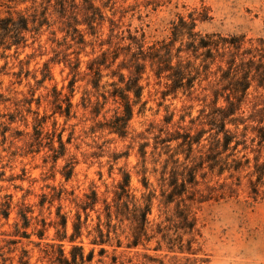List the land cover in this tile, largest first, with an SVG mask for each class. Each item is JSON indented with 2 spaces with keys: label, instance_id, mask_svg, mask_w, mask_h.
Listing matches in <instances>:
<instances>
[{
  "label": "trees",
  "instance_id": "1",
  "mask_svg": "<svg viewBox=\"0 0 264 264\" xmlns=\"http://www.w3.org/2000/svg\"><path fill=\"white\" fill-rule=\"evenodd\" d=\"M117 2L118 0H41L39 3L34 1L24 10L7 5L5 12L0 13V56L6 57L5 52L12 48L17 56L20 49L29 45V37L32 38L31 44H34L44 31V27L51 29L55 24H58V29L64 33V43L58 42V47L67 44L68 38L72 42L67 44V50L74 45L85 47L88 43L87 36L92 37L93 41L89 44L92 45L93 56L86 61L84 71H81L80 51L65 53L54 50L55 55L51 61L63 62L69 67L72 78L67 86L68 93H64L62 89L58 90L56 86L52 87L49 94L52 110L50 116H64L66 120L76 116L72 101L75 83L79 79L85 80V85L90 86L91 91L85 92L82 96L81 106L91 115L93 124L90 126V132L94 134L106 131L109 134L127 137L136 108L137 113L144 112L146 108L147 101L143 99V92L148 85V79L153 76L158 85H164L161 91L162 98L177 97L181 94L188 98L195 97L203 103L200 109L201 120L198 123L201 127L195 132L194 118L190 120L191 126L182 124L185 117L191 115L192 106L189 105L183 108L187 111L180 116L173 131L168 129L174 117V112H170L164 116V126L159 127L158 133L154 135L151 154L157 153L158 157L167 155L160 178L164 202L170 203L178 197L180 204L187 193H190L187 198L193 199L191 194L198 192L195 190L199 182L198 174L206 168L210 172L216 171L219 175L225 171L229 172L230 177L237 174L239 178L242 171L250 169L251 162L252 170L246 175L250 192L255 197L264 193V161H260L264 148V93L259 92L260 89H264V39L246 40L244 34L204 32L197 29L198 22L204 18L194 9L187 16L178 14L176 19L171 21L166 36L147 42L142 27L132 29L131 23H128L123 28V19L127 13H131L132 18L141 4L147 7L151 2L147 0L125 8H119L121 5L116 7ZM156 7L157 4L153 9ZM106 9L110 10V15L106 13ZM140 17L141 15H138V18ZM106 22L108 33L107 37L102 39L100 38L103 34L102 28ZM50 32L55 35L56 30ZM95 44L98 50H95ZM71 54H75V57L70 58ZM48 78H51V75L49 62L46 61L42 69V78L36 80L37 85H41ZM34 96L35 90L30 89V97L21 100L23 105H28L27 114L33 115L32 131L30 133L18 129L12 131L11 124L17 120L28 125L27 118L20 113L21 110L17 113L1 114L3 120H0V145L10 137L23 141L25 154L38 153L41 149L47 148L49 154L45 160L51 159L55 165L59 158L65 157L71 134L63 140L62 131L56 132V122L53 123V130L45 131L44 124L49 117L40 115L38 108L31 109L33 101H36L38 107L40 105V97ZM109 103L113 105L112 108H106ZM246 105H249L248 115H245ZM228 124H232L235 130L231 131L227 127ZM240 125H243V128L238 133ZM150 128L154 126L151 124ZM249 131L255 133L250 140L252 143L256 142L258 146L251 149L257 153L253 161L246 154L239 156L240 151L237 149L240 144H243L244 150L247 149ZM205 133H209L206 138ZM173 142H176V147L171 145ZM13 143L10 141L11 145ZM148 145V142L139 145L143 162L141 181L148 191L142 193L140 199L131 192V174L126 170L121 171L122 178L115 184L110 201L107 197H101L94 187L80 198L73 196V191L68 192L64 188L56 190L52 187L54 193L48 201L50 205L54 199L61 201L68 198L67 195H72L69 200L75 205V212L70 216L72 210L62 212V205L59 204L56 207L55 219L47 223L45 218H42L41 228L36 231L42 240L49 226L55 228L53 239H57L59 243L46 242L43 249L52 263H91L94 248L85 253L81 244L84 231L86 236L90 237L91 244L100 246L98 250L100 256L106 253L103 245H113L114 239L116 246L120 247L122 242L117 231L125 221L129 223L132 237L127 247L136 246L143 239L150 240L148 214L151 212L155 192L150 188L151 184L146 175ZM15 153L16 151L12 152ZM121 155H127V152L121 153L118 157ZM158 161L159 158L155 159L154 163ZM76 163L75 158L70 157L62 166L60 173L66 181L73 176ZM169 165L171 168L167 171ZM156 171L154 168L153 172ZM206 173L201 172V177L204 178ZM6 197L8 199L0 208V215L5 219L9 217L12 204V196ZM46 198V195L42 196L41 207ZM100 203L101 209L97 207ZM29 212H32L31 209L23 203L17 212L22 220L21 227L24 229L30 225ZM91 212L96 213L95 225L90 223ZM187 217L183 216L184 226L191 227L193 224L187 222ZM16 226V234L30 236L25 230L20 232L18 223ZM64 240L72 244L70 256L64 252ZM39 244L40 242L37 243ZM179 249H182V245ZM116 259V256H112V263H115ZM19 263L29 264L26 250H22Z\"/></svg>",
  "mask_w": 264,
  "mask_h": 264
},
{
  "label": "rangeland",
  "instance_id": "2",
  "mask_svg": "<svg viewBox=\"0 0 264 264\" xmlns=\"http://www.w3.org/2000/svg\"><path fill=\"white\" fill-rule=\"evenodd\" d=\"M34 1L39 3L41 0H0V13L5 12L7 5H13L17 10H24ZM146 1L118 0L116 7L121 5L119 8H125L128 5ZM148 1L151 4L147 7L141 4L132 18H130L131 13H127L123 19V28L128 23H131L132 29L142 27L146 33L147 42L166 36L169 33L171 21L176 19L178 14L187 16L194 9L204 18L198 22L197 29L204 32L244 34L246 40L264 39V0ZM155 4L157 7L153 9ZM106 13L110 15V10L106 9ZM138 15L141 17L138 18ZM43 30L34 44H31L32 38L29 37V45L20 49L17 56L14 54V48L5 52L6 57L0 56V115L17 113L21 110L20 113L27 118L28 125L17 120L11 124L12 131L18 129L30 133L33 115L27 114L28 105H23L21 100L24 97H30V89H34V98L40 97V105L38 107L36 101H33L31 109L38 108L40 115L49 117L44 124L45 131L53 130V123L56 122V132L62 131L63 140L71 134V141L67 144L65 157L59 158L55 165L51 159L45 160L49 154L47 148L41 149L38 153L25 154L23 141L10 137L3 145H0V171L3 172L0 176V208L8 199L6 195L12 196L9 217L5 219L3 215H0V264H20L22 250L27 251L29 264H56L52 263L43 251L46 242L59 243L57 239H53L55 228L49 226L42 240L39 239L36 231L41 228L42 218H45L47 223L55 219L56 207L59 204L62 205V212L72 210L70 216L75 212V205L69 200L72 195H67L68 198L61 201L54 199L50 205L48 201L54 193L52 187L56 190L64 188L68 192L73 191V196L78 198L94 187L101 197H107L110 201L115 184L122 178L121 171L126 170L131 174V192L140 199L142 193L148 192L141 181L143 162L139 145L144 142L149 143L146 148L148 152L145 163L146 175L151 184L150 188L155 192L151 212L148 214L150 221L148 235L151 238L149 241L143 239L136 246L127 247L132 237L129 223L125 221L117 231L122 242L121 246L117 247L114 239L113 245H103L106 253L100 256L98 253L100 246L91 244L90 237H87L84 231L81 244L84 246L85 253L94 248L92 262L85 264H264V193L255 197L250 192L246 175L252 170V162L250 169L242 171L239 178L237 174L230 177L229 172L225 171L219 175L216 171L210 172L206 168L198 174L199 182L195 187L198 192L191 194L193 199H188L187 195L190 193H187L180 204L178 197L170 203L164 202L160 178L167 155L158 157L157 153L151 154L154 135L158 133L159 127L164 126V116L170 112H174V117L168 129L173 131L180 116L187 111L183 108L189 105L192 106L191 115H187L182 124L189 127L191 118H194L196 121L193 131L195 132L201 127L198 123L201 120L200 109L203 103L195 97L188 98L181 94L177 97L162 98L161 91L164 85H158L156 79L151 76L143 92V99L147 101L146 108L142 113H137L136 108L130 121L127 137L123 138L106 131L92 134L89 130L93 124L91 115L81 106L82 96L85 92H90L91 87L85 85V80L79 79L75 83L72 97L76 116L68 120L64 116H50L52 110L49 94L52 87L56 86L58 90L62 89L64 93H68L67 86L72 78L69 67L63 62L51 61L55 55L54 50L65 53H71L73 50L80 51L81 71H84L86 61L93 56L92 45L89 44L93 38L87 36L88 43L85 47L74 45L67 50V44L72 41L68 38L67 44L58 47V42L64 43V33L58 29V24L51 29L44 27ZM50 30H56L55 35ZM102 32L100 38L105 39L108 33V22L103 25ZM94 48L98 50L97 44ZM61 57L62 55L59 56ZM74 57L75 54L70 55V58ZM46 61L49 62L51 78L37 85L36 80L42 78V69ZM146 82L145 80L144 83ZM251 90L253 91V88ZM199 91L200 89L197 93ZM259 92L264 93V89H260ZM92 99L94 100V96ZM112 106L109 103L106 108H112ZM248 106H245V115L249 113ZM99 118L102 119L101 116ZM0 120L3 119L0 117ZM151 124L154 126L152 129ZM227 127L231 131L235 130L232 124H228ZM242 128L243 125H240L238 133L242 131ZM254 134L251 131L248 132L246 150L243 149V144L237 148L240 151L239 156L246 154L251 161L257 154L251 149L258 147L256 142L252 143L250 140ZM208 136L209 133H205L204 138ZM10 141L14 142L13 145ZM171 145L176 147V142ZM231 145L233 146L234 142ZM14 151L16 153L12 154ZM123 152H127V155L118 157ZM70 157H74L77 163L73 176L66 181L60 170ZM157 158L159 161L154 163ZM180 159L182 160L183 157L181 156ZM260 161H264V148ZM154 168L156 172H153ZM170 168L171 165L168 166L167 171ZM204 171L207 173L202 178L201 172ZM43 195L47 198L41 207ZM22 203L32 211L28 213L31 217L30 225L25 229L21 227L22 220L17 214ZM97 207L101 209L102 204L100 203ZM185 215L188 216L187 222L193 224L191 227L184 226L183 216ZM96 221V213L91 212V225H95ZM16 223L20 232L25 230L30 236L16 234ZM70 232L71 220L68 221V233ZM38 242H40L39 245H37ZM71 245L69 241H63L67 256H70ZM180 245L182 249H179ZM112 256L117 257L115 263H112Z\"/></svg>",
  "mask_w": 264,
  "mask_h": 264
}]
</instances>
